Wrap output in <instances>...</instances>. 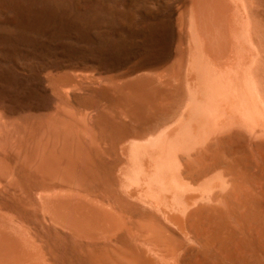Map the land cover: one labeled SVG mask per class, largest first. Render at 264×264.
<instances>
[{
  "label": "bare ground",
  "instance_id": "obj_1",
  "mask_svg": "<svg viewBox=\"0 0 264 264\" xmlns=\"http://www.w3.org/2000/svg\"><path fill=\"white\" fill-rule=\"evenodd\" d=\"M0 264H264V0H0Z\"/></svg>",
  "mask_w": 264,
  "mask_h": 264
}]
</instances>
